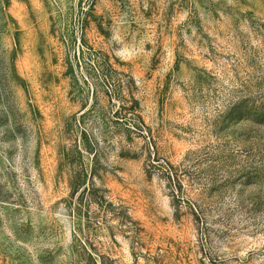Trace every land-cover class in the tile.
Returning <instances> with one entry per match:
<instances>
[{
    "label": "rangeland",
    "instance_id": "374dc122",
    "mask_svg": "<svg viewBox=\"0 0 264 264\" xmlns=\"http://www.w3.org/2000/svg\"><path fill=\"white\" fill-rule=\"evenodd\" d=\"M0 264H264V0H0Z\"/></svg>",
    "mask_w": 264,
    "mask_h": 264
}]
</instances>
